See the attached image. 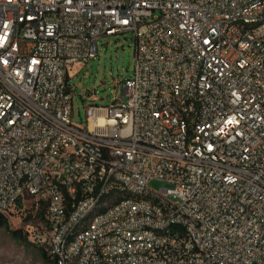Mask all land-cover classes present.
<instances>
[{"label":"built area","instance_id":"built-area-1","mask_svg":"<svg viewBox=\"0 0 264 264\" xmlns=\"http://www.w3.org/2000/svg\"><path fill=\"white\" fill-rule=\"evenodd\" d=\"M126 33L123 96L75 124V65ZM18 178L44 209L27 239L50 264H264V0H0V218L26 198ZM124 189L161 202L77 227L99 192Z\"/></svg>","mask_w":264,"mask_h":264},{"label":"rangeland","instance_id":"rangeland-1","mask_svg":"<svg viewBox=\"0 0 264 264\" xmlns=\"http://www.w3.org/2000/svg\"><path fill=\"white\" fill-rule=\"evenodd\" d=\"M135 45L133 33L101 37L98 55L88 62L75 65V73L70 79L75 124L87 126L88 105H109L116 96H123L124 80L131 75L135 63ZM148 187L160 190L168 187V184L151 180ZM42 209H37L34 200L26 196L8 218L9 229L0 227V264H50L37 247L11 234L14 229H21L25 234L31 223L37 225L43 221L44 213L40 214Z\"/></svg>","mask_w":264,"mask_h":264},{"label":"bare ground","instance_id":"bare-ground-1","mask_svg":"<svg viewBox=\"0 0 264 264\" xmlns=\"http://www.w3.org/2000/svg\"><path fill=\"white\" fill-rule=\"evenodd\" d=\"M111 28H118V21H111ZM18 187L21 189L22 197H31V189L26 178H18ZM91 191H83L82 199H90ZM148 201L161 202V193L156 192H136L132 189L119 190L116 193L101 191L98 193L96 203H90L89 207H83L81 219H77V227H91V223H97L103 216L112 213V206L129 205L139 206ZM110 203V204H105ZM147 231L160 237L176 235V226H156L147 224ZM81 237V229H73L68 233V240L78 241ZM185 249H192V252H199V245H196V236L193 229H186L184 232ZM36 247V246H35ZM78 259V252H70V258H66L65 264H81ZM190 264H201L190 262Z\"/></svg>","mask_w":264,"mask_h":264},{"label":"trees","instance_id":"trees-1","mask_svg":"<svg viewBox=\"0 0 264 264\" xmlns=\"http://www.w3.org/2000/svg\"><path fill=\"white\" fill-rule=\"evenodd\" d=\"M43 213H44V212H43V209H42V211H40V214L43 215ZM0 227H1V228H5V229H9V222H8V219H7V218H5V217H1V218H0ZM11 234L13 235L14 238H16V239H20V240H23L24 243L32 245V244L28 241V239H27V233L24 234V233L21 231V229H14V230H12V231H11ZM40 252H41V251H40ZM41 253H42V255L46 258V260L50 263V260H49V258L46 256V254L43 253V252H41Z\"/></svg>","mask_w":264,"mask_h":264}]
</instances>
